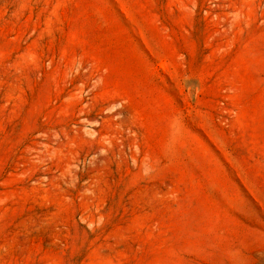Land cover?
Here are the masks:
<instances>
[{
    "label": "rangeland",
    "instance_id": "1",
    "mask_svg": "<svg viewBox=\"0 0 264 264\" xmlns=\"http://www.w3.org/2000/svg\"><path fill=\"white\" fill-rule=\"evenodd\" d=\"M0 264H264V0H0Z\"/></svg>",
    "mask_w": 264,
    "mask_h": 264
}]
</instances>
